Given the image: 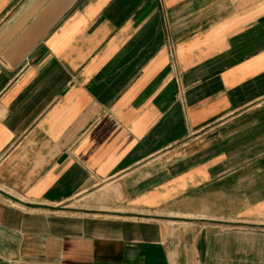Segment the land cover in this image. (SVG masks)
<instances>
[{"label": "crops", "instance_id": "1", "mask_svg": "<svg viewBox=\"0 0 264 264\" xmlns=\"http://www.w3.org/2000/svg\"><path fill=\"white\" fill-rule=\"evenodd\" d=\"M264 0H0V264H264Z\"/></svg>", "mask_w": 264, "mask_h": 264}, {"label": "rangeland", "instance_id": "2", "mask_svg": "<svg viewBox=\"0 0 264 264\" xmlns=\"http://www.w3.org/2000/svg\"><path fill=\"white\" fill-rule=\"evenodd\" d=\"M248 228H250V229H264V227H260V226L259 227L258 226H252V227L250 226Z\"/></svg>", "mask_w": 264, "mask_h": 264}]
</instances>
